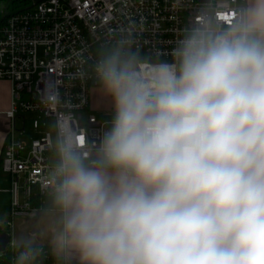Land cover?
Returning a JSON list of instances; mask_svg holds the SVG:
<instances>
[{
	"label": "clouds",
	"instance_id": "obj_1",
	"mask_svg": "<svg viewBox=\"0 0 264 264\" xmlns=\"http://www.w3.org/2000/svg\"><path fill=\"white\" fill-rule=\"evenodd\" d=\"M171 56L151 74L119 48L97 61L113 115L94 156L58 129L57 264H264V0L198 15Z\"/></svg>",
	"mask_w": 264,
	"mask_h": 264
},
{
	"label": "built area",
	"instance_id": "obj_2",
	"mask_svg": "<svg viewBox=\"0 0 264 264\" xmlns=\"http://www.w3.org/2000/svg\"><path fill=\"white\" fill-rule=\"evenodd\" d=\"M1 1L6 2L5 9H11L0 10V81L11 84L10 108L6 112L10 126L0 157V172L7 182L2 191L9 195L7 228L14 218L40 211L50 196L55 142L62 125L70 126L76 138H83L80 147L85 153L95 155L108 130V123L89 110L91 91L100 85L95 67L103 54L115 48L123 54L130 51L125 55L133 57L137 70L151 74L155 66L171 61L179 38L198 15L210 8L224 9L226 15L239 13L245 3ZM9 246L15 245L10 242ZM32 247L43 249L37 264H57L42 246ZM21 251L14 252L12 260ZM62 264L71 263L66 258Z\"/></svg>",
	"mask_w": 264,
	"mask_h": 264
},
{
	"label": "crops",
	"instance_id": "obj_3",
	"mask_svg": "<svg viewBox=\"0 0 264 264\" xmlns=\"http://www.w3.org/2000/svg\"><path fill=\"white\" fill-rule=\"evenodd\" d=\"M95 88L91 91L89 110L94 114L97 112L100 115H105V112L103 113V109L95 107L96 103L94 102L95 98L93 93ZM10 102L11 84L7 81H0V157L10 126L9 119L6 117V112L10 108ZM103 121L108 123L107 126L110 124V121ZM3 184L6 186H2ZM5 188H7L6 177L0 172V193H4L8 196L6 203L0 205V228L2 230H5L4 227L9 221V195L2 191ZM55 220L56 215L54 210L51 208V198L49 196L45 199L43 208L40 211H34L27 216L14 218L10 228L6 227V231L9 233L10 242L13 245L42 246L51 254L52 228L55 225ZM51 256L56 262L52 254ZM66 258L71 264L79 263L78 257L75 254H69Z\"/></svg>",
	"mask_w": 264,
	"mask_h": 264
},
{
	"label": "rangeland",
	"instance_id": "obj_4",
	"mask_svg": "<svg viewBox=\"0 0 264 264\" xmlns=\"http://www.w3.org/2000/svg\"><path fill=\"white\" fill-rule=\"evenodd\" d=\"M244 5V4H243ZM6 7V2L1 1L0 0V10H3L4 12H10L11 9H5ZM116 49V48H115ZM94 93V98H95V107H99L101 109H103V113L105 115H100L99 113L95 112L97 117L101 120H106V121H111L113 112H112V105H111V100L110 98L106 95L104 89L102 86L96 87L93 91ZM28 118H30V116H28ZM28 124V128H29V123ZM108 129L110 128V124L107 126ZM25 137H28V135H26ZM2 186H6L5 184H3ZM8 196L4 193H0V205H3L6 203V200H8L7 198ZM47 199V198H45ZM4 229L6 230L7 228L4 227Z\"/></svg>",
	"mask_w": 264,
	"mask_h": 264
},
{
	"label": "trees",
	"instance_id": "obj_5",
	"mask_svg": "<svg viewBox=\"0 0 264 264\" xmlns=\"http://www.w3.org/2000/svg\"><path fill=\"white\" fill-rule=\"evenodd\" d=\"M133 59V57H130ZM29 246H14L11 248L10 246L7 248V250L3 253L0 254V264H17V258L12 260V256L14 252L16 251H21L24 248H28Z\"/></svg>",
	"mask_w": 264,
	"mask_h": 264
},
{
	"label": "water",
	"instance_id": "obj_6",
	"mask_svg": "<svg viewBox=\"0 0 264 264\" xmlns=\"http://www.w3.org/2000/svg\"><path fill=\"white\" fill-rule=\"evenodd\" d=\"M130 51H126V55H130ZM10 243V235L5 231H0V253L5 252L7 246Z\"/></svg>",
	"mask_w": 264,
	"mask_h": 264
}]
</instances>
